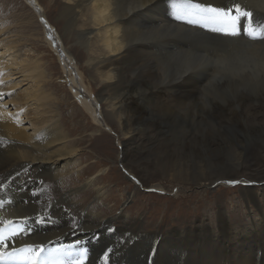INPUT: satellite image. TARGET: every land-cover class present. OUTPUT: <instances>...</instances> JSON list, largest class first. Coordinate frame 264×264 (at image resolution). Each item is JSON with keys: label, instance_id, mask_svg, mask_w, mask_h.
Wrapping results in <instances>:
<instances>
[{"label": "bare ground", "instance_id": "1", "mask_svg": "<svg viewBox=\"0 0 264 264\" xmlns=\"http://www.w3.org/2000/svg\"><path fill=\"white\" fill-rule=\"evenodd\" d=\"M18 1L19 4L22 2L0 0V14L5 18L4 22L0 23V93L5 94L0 97V141H3L0 145V182L5 185L4 189L0 190V202L5 205L0 207V219L31 217L27 224L31 234L21 236L20 240L23 241L16 246H21L25 241L44 243L47 246L46 261H57L59 257L66 264L71 261V255L75 252L84 255L85 247L91 248L105 241L111 242L105 249L115 248L123 252H127L126 248L131 244L138 249V256L144 264H150L147 261L151 258L154 259L152 264H202L207 257H213L219 264H264V212L260 211L258 204L259 195H262L264 201V193L259 194L252 186L240 187L239 197L247 206L256 207L261 214L260 222L252 220V224L257 225L233 231L232 223L224 217L225 214L219 212L217 221L222 237H218V234L210 236L208 225L195 226V233L171 229L151 231L140 226L131 227L129 224L135 223L127 219L117 220L105 216L102 212L71 210L74 198L68 195L74 192L72 193L70 189L64 193L58 189L57 192L62 195L57 196L59 199L56 201L48 196L43 187L38 189L40 178L45 175L56 181H64L63 174L60 173L64 164L62 160L65 159L67 164L75 162L73 159L77 149L66 145L67 137L55 116L51 118L40 116V113L50 111L49 98L46 95L48 92L45 94L40 85L41 81L50 76L49 73L47 74L38 60L12 53L18 39L5 22L9 15H14L10 13L15 5L18 6ZM32 2L33 5L36 2L44 5V0ZM197 2L220 6L223 1L197 0ZM54 3L59 5L60 17L65 22V28L62 29V34L58 32L57 37L52 27L46 25L49 24L46 20L49 18L46 7L43 6L42 12L36 7L43 25L49 28L48 34L50 33L52 40L49 37H47L49 40L45 39L49 44L55 42L58 45L57 47L54 45L55 49L59 47L58 49L63 50L56 49L66 60L67 73L70 74L74 72L71 65L76 71L79 69L72 51L66 47L67 39H75L84 49L87 59L86 72L89 70L91 77H95V80L97 78L100 83L98 97L95 100L107 103L110 108L105 110L108 118L122 126V139L125 143L119 140L125 147L121 162L128 171L133 173L136 165L138 166L139 160H136L135 152L141 146H145L167 155L163 159L164 165L161 169L163 174L173 179L178 177L180 179L176 180H183L187 184L191 181L203 190L220 180L224 182L237 179L243 181L244 186L264 181V90L259 87L260 82L264 80V48L261 51L264 39H252L244 34L235 37L236 41L233 40L236 43L238 41L250 47L254 46L253 50H245L247 54L244 56L241 51H237L236 44L234 46L229 44L230 37L223 45H220L223 42L222 36L215 39L220 34L211 31L209 36L196 34L193 37L194 31L201 32L205 29L175 19L170 0H55ZM22 4L27 7L23 2ZM240 4L251 6L250 10L253 9L255 20L264 23V0H241ZM225 5L226 2H223L222 6ZM28 11L30 12L27 15L16 17L26 27L38 23L39 20V15L31 8H28ZM181 30L187 31L188 36L181 34ZM195 38L213 39L209 44L210 49L212 46L225 47L230 53L228 63L218 59V62L222 63L219 67L206 59L205 64V58L208 57L205 54L195 59V63H191L192 61L187 58L188 53L184 52L192 49H189L188 45L190 47L191 41ZM207 45L206 43L199 46H206V49H202L206 52ZM240 53V62L233 64L232 61ZM189 56L192 57L190 54ZM81 75L77 78L81 79ZM7 77L9 79L16 77L18 80L7 83L5 82ZM80 82H75L77 90L82 89L78 85H83L82 80ZM249 84L256 85L254 95H249L243 90L242 86ZM230 85H234L236 92L239 90V95L235 99L218 101L212 97L214 88H228ZM89 86L85 88L87 90L83 94L79 91L75 93L81 104L93 114L95 110L88 101L92 99L90 96L93 88ZM20 89L26 105H22L16 99L4 102L8 93ZM40 90L43 93L39 92ZM86 94L89 97H86ZM18 95L22 98L20 93L16 94ZM8 103L9 105L15 103L13 105L18 106L9 108ZM39 108H44L43 112L39 113ZM203 121L213 123V128L220 134L226 133V146L217 143L214 140L216 137L213 134L211 136L209 131H207L209 138L205 134L198 137L195 123ZM214 122L220 123L219 126ZM252 131L259 135L256 136L258 143L254 145L259 157L247 161L241 147L244 143L246 145L243 149L251 146L248 145L247 138ZM182 132L183 135L186 133L183 140L197 142L196 137L204 138L200 140L209 143L205 149L228 148L232 156L227 159L228 162L221 160L214 162L215 166H221L220 169L210 168V171H202L200 175L190 174L180 168L171 170V163L179 160L181 153L188 148L185 144L182 146L183 152H176L179 145L175 141L179 140L173 141L175 138L173 135ZM174 149L175 151H172ZM191 152H194L195 156L199 155V150L190 149V154ZM119 154L121 156V152ZM64 156L66 157L63 158ZM119 159L120 157L118 161ZM56 169L58 170L55 172ZM222 170H228L227 174L220 173ZM40 173L41 175H38ZM229 174L236 178L227 179ZM153 186L162 188L159 184ZM32 188H34L32 193H29ZM34 192L38 195L34 196ZM194 198H197V195L192 197ZM61 202L63 205H60ZM39 214L48 218L45 223L34 222ZM114 224H117L118 230L110 232ZM75 226L79 227L77 229L85 230L77 231ZM76 241H80V244L69 252L53 251ZM124 243L127 244L119 245ZM197 248L201 249L197 251ZM130 253L134 251L130 250ZM96 259V253H90L84 264H98ZM109 264L123 263L116 253H111Z\"/></svg>", "mask_w": 264, "mask_h": 264}, {"label": "rangeland", "instance_id": "2", "mask_svg": "<svg viewBox=\"0 0 264 264\" xmlns=\"http://www.w3.org/2000/svg\"><path fill=\"white\" fill-rule=\"evenodd\" d=\"M21 1L26 4L27 7H24L22 2H20L19 4L18 1V6L15 5L14 10L10 13L14 15H9L8 20H6L5 22L6 25H8L10 29H12V34L16 35V39H18L16 48L12 50V53L14 52L15 54H18V56L22 57L29 56L33 60H38L44 67L47 74L49 73V75L52 77L51 78L50 76H47V79L41 81L40 84L45 94L48 92L46 95L49 98L48 102L50 103V111L47 113H40L43 112L44 108H39V111H37L41 114L40 116L42 118H51L52 116H55V119H58L57 122L59 126H61L62 128V132L68 138H66L65 141L66 145L77 149V154L73 159L75 162L67 164L65 159L62 160V164L64 163V168L62 167L60 173L63 174L62 176L64 181H56L52 177H48L47 175H45L40 178L38 189H41L42 187L43 190L45 187L49 188L50 190L47 191V193L49 194L48 196H50L51 199H55V201L59 199V197L57 196L62 195V193L60 194L57 192L58 189H61L63 193L70 189L72 193L74 192L73 194L68 195L69 197L72 196L74 198V206H72L71 210L76 209L77 212H82V210L92 212L95 211L96 213L102 212L105 216H111L117 220L127 219L128 221H133L135 225L129 224V226L131 227L140 226L145 230L148 229L151 231H156L159 229L166 231L171 229L172 231H191L192 233H195V226L208 225V227L210 228V236H215L216 234H218V237H222L223 234H221V230L218 229L219 224L217 221V214H219V212L225 214L224 217L232 223L233 231H238V228L246 229L250 226L257 225L252 224L254 220H256V223L260 222L261 214L257 211L256 207L251 208L250 206H247L245 203H243V201L239 197V188L252 186L259 194H261L264 193V181L261 183H250V185L248 184V186H244V183L241 180V183L236 185H229L227 183H224L223 180H220L211 185H208V188L206 190H203L202 188L198 187V185L196 186L193 182L191 183V181H189V183L187 184L183 180H176L180 179L178 177H175L173 179L172 177H168L167 175L163 174L161 170L164 165L163 159H165L167 155L161 151H158L157 149L151 150V148L145 146H141L137 150L138 152H135L136 160H139L138 166L136 165L133 173L131 171H128L123 162H121L123 156L122 153L125 147L123 144L125 142L122 139V126L117 121L115 122V120L111 119L110 117L108 118V115L105 113V110H110L107 103H104L102 100L98 102L95 100L98 97L97 90L100 87V83L97 78L95 80V77H91V75L88 73L89 70L86 72L85 68H87V66L85 62H87V59L85 58L84 49L75 41V39H67L66 47L72 51V55H74L75 60H77L78 62L79 69L78 71H76L74 66L71 65L74 71L73 73L71 72V75L70 73H67L68 66L66 65V60H64L61 52L56 50L59 47L56 49L54 48V45L55 47H57L58 45H56L55 42L52 41V46V44H49V42L47 41L49 40L47 37H51L49 35L50 33L48 34L49 28H46L45 24L43 25L41 15L40 13H37L36 7H38L41 12L43 6L46 7L45 10L49 16V18L46 16V20L49 23H46V25H48V27L50 28L52 27L51 29L57 36L58 32L62 34V29L65 28V22L60 17L59 5L57 3H54L55 0H44L43 6L42 4H37V2L33 5L35 1L32 2V0ZM222 1L226 2L225 6H227L234 2L240 3L241 0H219V2ZM222 3L220 6H222ZM242 7H244L246 10L248 9V11H251L253 13V9L250 10L251 6ZM28 8H31V10L36 15H39V24L36 22L31 26L26 27L24 23L19 22V19H16V17L20 18L21 15H27V13L30 12L28 11ZM0 17H2L0 18V23H3L5 18H3L1 14ZM187 33V31L181 30V34L188 36ZM193 33V37H195L196 34H201V36H209V31L207 30H203L201 32L194 31ZM221 36L223 38V42H221L220 45H223L225 40L230 37L231 40L229 41V44L232 46L236 44V46H238L237 51H241L244 56H246L247 54L245 53V50L248 51L250 49H254V46L251 45L252 47H250L249 45H245V43L243 42L238 43L237 41V44L235 42V37L224 36L222 34H220V36L218 37H213L217 39ZM197 39L198 38H195L193 39V41H191L192 44L190 47L188 45V48L192 49L189 50V52H184V54L188 53L187 58L192 61L191 63H195V59L200 58L201 56H203V54H205L208 55V57L205 58V64H207V60H210L211 62H213L212 64L214 66L220 67L222 63L218 62V59L227 61V59L229 58L230 53L225 47L218 48L212 46V48L210 49L209 44L213 41V39ZM206 43L208 45L207 51L205 52L202 49H206V46L202 47L199 45ZM263 48L264 46L261 48V51H263ZM223 50L226 51L224 52ZM61 51L63 50L61 49ZM241 53L238 54L237 57L232 61L233 64L240 62ZM189 54L192 57H190ZM8 57L9 56H7V58ZM226 63H228V61ZM80 74H82L81 79H78ZM13 78L14 79H9L7 77L5 78V82L10 83L12 82V80H18V78L16 77ZM81 80L83 85H78L82 87V89L78 88L77 90L76 83L80 82ZM89 85H91L93 90L91 93L92 96H90L92 97V99H89L88 101H90L89 103L96 111H93V114L95 116L91 112H89L90 110L87 111V109L81 104V101L78 100V97L75 93L76 91H79L83 94V92L87 90L85 88H87V86ZM233 86L234 85H230L228 88H214L212 97L218 101L229 99L228 97L230 93L237 97V92L236 90H234ZM89 87L88 89H90ZM59 89H64V91H61ZM39 92L43 93L41 90ZM17 93H20L22 95V98L20 95L16 96ZM65 94L67 96H65ZM87 96L88 94H86V97ZM11 99H13V101L14 99H16L17 102H21L22 105H26L24 103L25 100L23 99V93L21 89L14 92L12 91L11 95H7L5 97L4 102L8 100L10 101ZM95 101L98 105L95 103ZM52 102L53 105H51ZM13 104L9 105L8 103L9 108L18 106ZM81 106L84 110L81 108ZM79 108L82 111H79ZM97 123L101 125L98 126ZM215 124L216 126H219L220 123ZM213 126V123H210L209 121H203L195 123V127L198 130L195 127L194 128L198 137L200 136V134H205L208 137L209 135L207 131H209L211 132V136L213 134V136L216 137V139L214 140L217 143L219 142L221 145L226 146V133L220 134V132L216 130V128H213ZM184 132L187 133L186 130ZM186 133L184 135H186ZM184 135L183 132L173 135L175 137L173 138V141L179 140L175 141L179 145V148L176 149V152H183L182 146L185 144H187L185 146L188 148L185 150V152L181 153L179 160L171 163V170H177L180 168L185 169L186 172L190 174L200 175L202 174V171H210V168L220 169L221 166H215L214 162H219L218 160L228 162L227 159L232 156L228 148L226 149L220 147L216 150L205 149L208 147L209 143L206 140H200L204 138L196 137L197 142H191L189 140H183ZM256 136H259L256 132H250L247 139L248 145L251 146L243 149V147L246 145V143H244L241 147L244 158L247 161L254 160L259 155L258 152H256L254 149V145H257L258 143V137ZM119 139L123 141V143L120 142ZM189 142H191V144ZM190 149L192 151L199 150V155H193L195 154L194 152H191L190 154ZM172 151H175V149ZM120 152L121 156L119 154ZM170 154H172V152H170ZM65 157L66 156H64L63 158ZM118 157H120L119 161ZM57 170L58 169H56L55 172ZM227 171L228 170H222L220 173H226ZM48 174L54 173L48 172ZM38 175H41V173ZM132 176H135L140 182L136 183L131 179ZM227 177V179L236 178V176L232 177V175L230 174ZM41 180L44 181V185L42 186L40 183ZM89 181H91V183H89ZM156 184L161 185L162 188L153 186ZM146 185L152 187L148 188L146 187ZM33 189L34 188H32L29 193H32ZM102 191H104L105 193L103 194ZM196 195L197 198L192 199V197ZM259 196V209L261 208L260 211L264 212V201L262 199V195ZM60 205H63L62 202L60 203ZM117 224L119 225V222H117ZM117 224H114V226L110 229V232L118 230ZM74 228L77 231L85 230L77 229L79 228L77 226H75ZM21 241L23 240H20L19 242ZM201 242L204 243V241ZM110 244V241H105L97 244V246L94 245L95 247H85L86 252L84 256L88 257L90 253L95 252L97 256V263L104 264L102 256L103 253L107 250L105 249V246ZM126 244L127 243L119 245L124 246ZM199 249L201 248H197V251ZM130 250H133L134 253H130ZM126 251L127 252H123V250L121 249L117 250L113 248L112 253H116L123 264H144L143 260H141L138 256V249L136 247L129 244L126 248ZM71 256L70 260L76 259L79 255L78 252H75ZM58 260L61 259L58 257ZM153 260L154 259H150L147 262L152 264ZM202 264L219 263L218 261L214 260L213 257H207L205 263L202 262Z\"/></svg>", "mask_w": 264, "mask_h": 264}, {"label": "snow or ice", "instance_id": "3", "mask_svg": "<svg viewBox=\"0 0 264 264\" xmlns=\"http://www.w3.org/2000/svg\"><path fill=\"white\" fill-rule=\"evenodd\" d=\"M171 8L175 19L186 22L191 25H197L207 31L219 33L224 36L238 37L244 34L252 39H264V23L257 22L251 11L246 10L238 2H234L227 6H214L211 3L197 2V0H170ZM243 90L249 95H254L256 85L249 84L242 86ZM259 87L264 90V80L260 82ZM0 93V97L4 96ZM7 95H11L8 93ZM236 95H239L237 90ZM229 99H235L233 94H229ZM3 141H0V145ZM136 183L140 181L135 177H131ZM44 185V181L40 182ZM229 185L241 183L239 180L224 181ZM5 185L0 182V190H3ZM50 189L45 187L44 191ZM34 196L38 195L33 193ZM9 203H11L9 201ZM5 205L0 202V207ZM31 217L21 216L17 219H0V262L2 264H66L63 260L53 262L46 261L44 253L47 251V246L44 243H28L22 242V246H16L20 237L30 235L31 229L27 227ZM48 218L39 214L34 222L45 223ZM80 241L74 244L62 246L55 249L56 253L69 252L76 248ZM113 249H107L102 256L104 264H109L110 254ZM86 257L79 255L67 264H84Z\"/></svg>", "mask_w": 264, "mask_h": 264}]
</instances>
